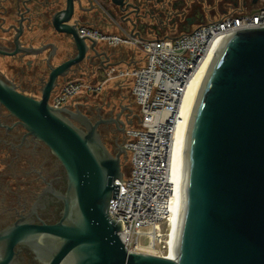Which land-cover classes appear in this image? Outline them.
I'll return each mask as SVG.
<instances>
[{
	"label": "water",
	"instance_id": "obj_1",
	"mask_svg": "<svg viewBox=\"0 0 264 264\" xmlns=\"http://www.w3.org/2000/svg\"><path fill=\"white\" fill-rule=\"evenodd\" d=\"M52 22L73 35L79 54L52 69L36 100L0 82V100L61 163L67 188L53 223L25 221L9 228L40 264H264V26L222 35L189 110L181 151L173 257L127 249L122 222L109 206L123 179L124 145L112 153L86 114L49 100L54 80L80 60L86 43L67 22L74 0ZM95 43V41H93ZM77 120L82 126L76 125Z\"/></svg>",
	"mask_w": 264,
	"mask_h": 264
},
{
	"label": "flooded vegetation",
	"instance_id": "obj_2",
	"mask_svg": "<svg viewBox=\"0 0 264 264\" xmlns=\"http://www.w3.org/2000/svg\"><path fill=\"white\" fill-rule=\"evenodd\" d=\"M258 1L74 0L71 18L64 23L76 24L86 50L80 60L57 75L48 102L53 105V100L69 82L81 83L80 91L62 106L86 114L93 122L108 120L100 123L98 130L107 148L116 154L118 150H114L118 149L120 141L112 134L126 132L131 123L129 111L137 122L139 108L135 111V100L132 106L120 102L118 111L117 106L109 103L101 107L90 106L86 99L85 102L75 101L85 90L83 79L88 75V66L116 65L124 61L115 54L117 47L104 40H90L82 30L94 29L105 34L127 32L141 39L174 38L238 7L253 9ZM67 4V0H0L2 84L39 100L52 69L79 54L73 35L58 30L52 22L56 13L64 15ZM218 13L221 14L217 17ZM106 43L111 46L110 51L104 48ZM103 108L110 110L105 118ZM49 153L50 148L31 135L24 123L0 100V264H40L23 243H16L10 254L4 235L9 228L25 221L53 223L58 220L62 203L57 192H65L67 184L58 159Z\"/></svg>",
	"mask_w": 264,
	"mask_h": 264
},
{
	"label": "built area",
	"instance_id": "obj_3",
	"mask_svg": "<svg viewBox=\"0 0 264 264\" xmlns=\"http://www.w3.org/2000/svg\"><path fill=\"white\" fill-rule=\"evenodd\" d=\"M262 26L264 0L253 9L238 7L174 38L141 39L127 32L82 30L90 40H104L112 46L132 44L145 54L142 64L131 63L124 70L118 67L116 74L133 78L132 94L139 108V120L127 128L124 141L131 169L122 180L114 181L109 206L112 217L122 222L118 233L127 249L173 257L177 195L170 158L182 99L223 34ZM82 87L77 81L69 82L53 105L61 107Z\"/></svg>",
	"mask_w": 264,
	"mask_h": 264
},
{
	"label": "rangeland",
	"instance_id": "obj_4",
	"mask_svg": "<svg viewBox=\"0 0 264 264\" xmlns=\"http://www.w3.org/2000/svg\"><path fill=\"white\" fill-rule=\"evenodd\" d=\"M220 14L221 13H218L217 17ZM104 46V48L110 51V45L106 43L104 44ZM114 48L116 51L115 54L118 57L121 56L124 61L116 65H102L101 67H99V65L97 64L88 66V75L83 79V82L85 83V90L75 97L76 102H81L86 99L90 106L101 105V107L107 106V104L109 103L112 107L117 106V111L120 102H122L124 105L129 104L132 106V104L134 103V97L132 94L133 78L120 76L117 77L116 74L119 68L124 70L127 68V66H130L131 63H134V65L142 64L145 60V54L141 50L134 47L132 44L116 45L114 46ZM87 86H90V88H87ZM93 86H95L94 89L92 88ZM94 92L97 93L95 94ZM133 106L135 107V111L138 112L137 105L134 103ZM109 111L110 110L105 108L102 109L104 118ZM128 119H130L131 123L127 126V128L136 123V119L130 114V111ZM73 122L76 125L80 126L77 120H73ZM112 135L119 139V143L121 145H124L126 132L124 134L115 132ZM117 150L118 149H115L114 152ZM110 151L112 152L113 149H111ZM49 154L54 158L55 155L52 153V151ZM121 161L123 172L125 174L129 173L131 169V163L128 152L121 155ZM58 165L61 166L59 160Z\"/></svg>",
	"mask_w": 264,
	"mask_h": 264
},
{
	"label": "bare ground",
	"instance_id": "obj_5",
	"mask_svg": "<svg viewBox=\"0 0 264 264\" xmlns=\"http://www.w3.org/2000/svg\"><path fill=\"white\" fill-rule=\"evenodd\" d=\"M211 57V56H210ZM210 58L204 63V65L200 68V70L196 73V75L190 81L188 88L184 94L182 99V103L180 106V118L178 120V124L174 134V140L171 150V158H170V166H171V175L173 177V181L175 183V191L177 195V204L174 208V230L176 223V215H177V207H178V196H179V185H180V167H181V151H182V141L185 131V126L189 114V110L192 104V100L198 84L201 80L203 72L209 62Z\"/></svg>",
	"mask_w": 264,
	"mask_h": 264
}]
</instances>
